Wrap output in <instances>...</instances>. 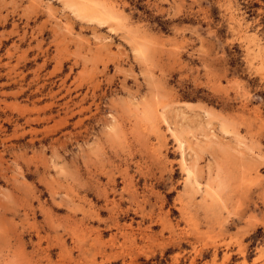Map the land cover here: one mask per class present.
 Wrapping results in <instances>:
<instances>
[{"label": "rangeland", "instance_id": "1", "mask_svg": "<svg viewBox=\"0 0 264 264\" xmlns=\"http://www.w3.org/2000/svg\"><path fill=\"white\" fill-rule=\"evenodd\" d=\"M0 264H264V0H0Z\"/></svg>", "mask_w": 264, "mask_h": 264}, {"label": "bare ground", "instance_id": "2", "mask_svg": "<svg viewBox=\"0 0 264 264\" xmlns=\"http://www.w3.org/2000/svg\"><path fill=\"white\" fill-rule=\"evenodd\" d=\"M70 2H71V1H70ZM76 3H77V2H76ZM79 3H80V2H79ZM79 3H78V4H79ZM84 4H85V2H84ZM88 4H89V3H88ZM91 4H92V3H91ZM79 5H80V4H79ZM85 5H86V4H85ZM68 6H69V5H68ZM76 6H77V5H76ZM71 7H72V6H71ZM93 7H94V6H93ZM96 7H97V6H96ZM77 8H79V7L77 6ZM71 9H72V8H71ZM90 10H93V8L90 9ZM90 10H89V12H90ZM87 11H88V10H87ZM87 11L85 10V12H87ZM93 11H94V10H93ZM75 12H77V11H75ZM83 12H84V11H83ZM85 12H84V17H85ZM89 12H88V13H89ZM78 13H79V12H77V14H78ZM110 13H111V12H110ZM77 14H76V15H77ZM79 14H81V12H80ZM92 14H93V12H92ZM92 14L90 13V15H92ZM112 15H113V14H112ZM115 16H116V15H115ZM79 17H80V16H79ZM99 17H100V16H99ZM103 17H104V16H103ZM113 18H114V17H112V19H113ZM89 19H90V18H89ZM92 19H93V18H92ZM98 20H99V18H98ZM86 21H88V20H86ZM91 22H92V21H91ZM101 22H102V21H101ZM179 114H180V113H179ZM180 118H181V117H180ZM188 119H189V118H188ZM225 135H226V134H225ZM212 136H213V135H212ZM181 140H182V139H181ZM183 141H185V140H183ZM179 143L182 144L183 142H179ZM189 143H190V142H189ZM183 144H184V143H183ZM197 145H198V144H197ZM185 148H186V147H185ZM190 148H191V147H190ZM178 149H179V148H178ZM190 150H191V149H190ZM187 154H189V153H187ZM187 154H186V155H187ZM185 160H186V159H185ZM184 162H185V161H184ZM182 163H183V161H182ZM187 165H188V164H187ZM189 167H190V166H189ZM195 167H196V166H195ZM188 169H189V168H188ZM188 169H187V170H188ZM191 169H192V168H191ZM194 171H195V170H194ZM187 174H188V176H189V175H193L192 172H191V170H188V171H187ZM193 176H196L195 173H194ZM216 177H217V176H216ZM195 179H196V178H195ZM192 180H193V179H192ZM208 180H209V179H208ZM212 181H213V180H212ZM197 182H198V181H197ZM209 182H210V181H209ZM220 182H221V181H220ZM209 184H210V183H209ZM222 185H223V184H222ZM207 186H208V185H207ZM204 187H205V186H204ZM195 190H196V188H195ZM215 191H217V190H215ZM206 193H207V192H206ZM210 193H211V192H210ZM219 195H220V194H219ZM208 196H209V195H208ZM211 196H212V194H211Z\"/></svg>", "mask_w": 264, "mask_h": 264}]
</instances>
